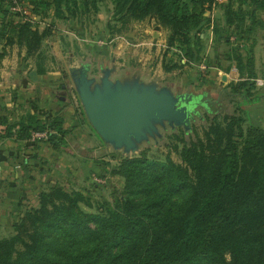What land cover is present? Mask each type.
<instances>
[{
    "label": "trees",
    "instance_id": "16d2710c",
    "mask_svg": "<svg viewBox=\"0 0 264 264\" xmlns=\"http://www.w3.org/2000/svg\"><path fill=\"white\" fill-rule=\"evenodd\" d=\"M103 1L43 0L39 8L69 20ZM110 1V22L123 27L117 33L130 32L133 22L154 20L168 31L169 49L188 62L203 63L201 31L216 0ZM235 5L238 21L232 18ZM223 6L227 25H242L249 18V32L257 13L264 15V0H227ZM18 23L3 24L0 38L25 49V59L41 57L46 33L32 23ZM234 59L242 81L229 86L236 95L232 102L240 96L244 105L264 102V93L253 92L252 52L247 64L240 55ZM39 64L37 74L46 75ZM235 111L221 122L213 119L202 138L196 134L187 141L184 131L170 136L180 164L170 157L151 159L147 150L122 156L115 174L124 186L113 203L95 208L83 193L60 187L41 192L37 207L26 210L13 224L12 235L0 241V264H264V130L254 123L244 129V119ZM242 112L252 122L250 113ZM0 124L5 127L0 140L13 136L15 129L19 141L33 133L63 141L70 133L60 117L50 124L30 115L13 125L0 118Z\"/></svg>",
    "mask_w": 264,
    "mask_h": 264
},
{
    "label": "rangeland",
    "instance_id": "374dc122",
    "mask_svg": "<svg viewBox=\"0 0 264 264\" xmlns=\"http://www.w3.org/2000/svg\"><path fill=\"white\" fill-rule=\"evenodd\" d=\"M41 1L43 0H27L37 17L35 19L29 15V18H33L32 26L46 33L41 57L28 61L30 62L28 66L32 65L34 79L29 78L30 84L23 93H19L17 84L15 88L12 86L14 89L11 86L0 88L2 96L12 98L8 99V102L13 103V106L19 104L17 103L19 96H22L23 100L20 103L21 107L14 110V107L6 105L3 97L0 100V118H8L9 124L13 125L30 115H36L50 124L56 117H60L63 119V127L70 130V133L63 141H60L59 137L53 141L47 138L33 140L32 136L30 139L19 141L15 129L12 131L13 136L0 140V241L12 235L13 224L19 221L26 210L37 207L41 192H48L53 187L63 188L68 193L80 192L87 196L89 203L96 208L101 203H113L124 186L123 179L115 174L123 155L118 152H105L103 141L85 116L67 65L68 63L75 65L81 58L85 64L93 63L96 72L97 63L100 61L110 65L112 60H115L121 64L115 51L121 45V36L124 37L123 35L127 33H117L123 28L122 24L110 22L113 9L110 0L98 3L97 8L91 5L88 13L69 20L56 19L52 12L44 13L39 8ZM216 1L218 5L206 14L210 21L201 31L204 41L203 64L198 66L188 62V59L183 58L175 48L169 49L165 45L159 53L156 52L157 47L150 50L149 62L154 68L149 75L144 73L142 68H138L145 76H157L160 82H169L178 88L182 84L188 86L190 83L193 85L197 83L195 89L201 91L202 85H212L211 98H215L216 89L218 92V88L222 89V86L228 87L242 81L239 76V81L229 79V82L224 80L222 83L219 75L215 77L213 74L215 67L217 65L221 67L223 73L225 70L235 68L236 70L232 71L236 74L238 73L237 62L234 59L236 54L242 56L243 64H247L248 56L252 52L256 73V79L252 81L253 92L264 93V47L261 45L264 36L263 13H257L255 29L249 32L246 26L253 24L249 18H245L242 25H238V22L232 26L227 25L225 9L222 7L227 0ZM238 10V6L235 5L233 10L235 15L232 18L236 21ZM15 20L12 19L9 25L13 27L18 25ZM148 21L150 28L157 25L154 20L155 25L151 24L150 19ZM109 22L111 30L108 28ZM137 25L139 22L132 23V32L138 29ZM163 30V38L167 44L168 31ZM233 38L235 40H232ZM184 59L186 63L183 65L181 60ZM37 64L42 65L48 73L38 75ZM175 65H177L173 70L175 72L169 74L170 76L166 74L168 73L166 69ZM123 69L131 71L124 67ZM154 71H162V77L153 75ZM38 76H41V79ZM218 82L219 87L215 89ZM196 90L195 92L199 93ZM242 102L243 97H237L234 103L227 105L226 111L218 113L217 121L221 122L225 115H233L237 109L238 114L244 119V129L254 123L264 130V102L253 106L244 105ZM209 105L211 106V103ZM242 110L250 113L252 122L246 118ZM208 124L207 122L203 126L196 125L195 134L188 133L190 137L186 140H190L196 134L202 138ZM4 129L5 127L0 124V130ZM173 145H176L175 140L169 141L168 134H165L159 145L151 144L143 149L147 150V156L151 159L164 161L166 157H170L175 163L180 164L181 158L172 148ZM181 148L182 145H179V151Z\"/></svg>",
    "mask_w": 264,
    "mask_h": 264
},
{
    "label": "water",
    "instance_id": "95a60500",
    "mask_svg": "<svg viewBox=\"0 0 264 264\" xmlns=\"http://www.w3.org/2000/svg\"><path fill=\"white\" fill-rule=\"evenodd\" d=\"M67 66L85 116L106 153L138 155L147 145H159L165 134L178 129L188 133L199 116L197 105L210 108L195 90L191 96L190 90L184 93L157 76L147 77L140 68L127 72L115 60L98 75H92L91 65L81 58Z\"/></svg>",
    "mask_w": 264,
    "mask_h": 264
},
{
    "label": "crops",
    "instance_id": "0c3cea01",
    "mask_svg": "<svg viewBox=\"0 0 264 264\" xmlns=\"http://www.w3.org/2000/svg\"><path fill=\"white\" fill-rule=\"evenodd\" d=\"M21 1L27 13L32 15L35 19H37L35 15L36 13L34 12L31 4L27 3V0H21ZM12 17L13 16L8 15L4 2H1L0 0V24H9V22L12 19L14 20L16 19L15 21L18 22L17 18L15 17L12 18ZM151 22L152 25H155V22L153 20H151ZM149 24L150 22L148 20L139 22V25H137L138 27L137 30H135L134 32L131 31L127 34H124L123 35L124 37L121 36L122 38L121 45L118 46L115 51V55L118 58V61L121 62L122 67L127 68L129 70H134L140 67L143 69L144 73H147L148 75L150 72H152L151 70H153L154 68L153 66H151L152 63L149 62V59L151 58L149 54L150 50L153 47H157L156 52L159 53L162 47H165V45L166 47H168L167 44L165 43V39L163 38L162 32L164 30L162 29V27L156 25L155 27L150 28L148 27ZM262 40L263 42L261 43V45L264 47V36H262ZM2 53H4V56L0 59V88L2 86L5 87L13 86L15 88L16 86L15 84H17L19 93L25 92L27 85L30 84V79L33 80L34 79L33 75H35L33 70H31L32 65L28 66V64H30V62L28 61L31 59H25V55H26L25 49L20 48L17 44L12 46L6 45V40L0 38V55ZM181 62L183 65L186 63L185 59L181 60ZM214 70L215 72L213 74L215 75V77L219 75V79L222 81V83L224 80L228 81L229 79L235 82L239 81L238 80L239 72L234 74L232 71V70H236L235 68H231L229 71L225 70L223 73V69L217 65ZM174 72L175 71H172L166 74L172 75ZM161 73L162 71L160 72L154 71L153 75H158L159 77H162ZM38 77L41 79V76ZM226 86H222V87L225 88ZM5 87L3 88L6 89ZM218 87H219V82L215 84V89ZM2 95L3 94L0 92V100H2V98L4 97L7 106H11V108L14 107V110L15 108L21 107L20 103L23 102L22 96H19L17 101V103H19L18 104L19 106L18 105L13 106V103L8 102V99L12 100V98L11 97L7 98L8 96L5 95L2 96Z\"/></svg>",
    "mask_w": 264,
    "mask_h": 264
},
{
    "label": "flooded vegetation",
    "instance_id": "af4514ba",
    "mask_svg": "<svg viewBox=\"0 0 264 264\" xmlns=\"http://www.w3.org/2000/svg\"><path fill=\"white\" fill-rule=\"evenodd\" d=\"M112 63V62H111ZM110 65L106 64V62H98L97 66H96V72H94V67L92 66L93 63L88 62V64H91V74L92 75H98L101 70L103 68H108ZM123 68V67H122ZM197 83L196 85H193L192 83H190L188 86L187 85H183L180 86L179 88H183L184 89V93H187L188 90H190V95L192 96V94H194V89L197 88ZM201 91H196L199 92L201 94V96L204 99V103L210 104L211 106L208 109L204 108L202 105H197V111L199 112V116H195V121L192 122V129L188 132V133H194L195 131V126L196 125H206L207 122L210 123L213 119H216L219 115V112H222L223 110L226 111L227 109V105L232 103V100L234 99L232 96H236L235 94L232 93L230 87L226 86V88H218V92L217 89L215 90V98H211L213 97V87L212 85H207V86H203L200 87ZM210 101V103H209ZM224 114V113H223ZM180 131L183 132V129H178L175 133H171L170 135H168V138L170 136H172L173 134L179 133ZM188 133H185L186 138L190 137Z\"/></svg>",
    "mask_w": 264,
    "mask_h": 264
},
{
    "label": "built area",
    "instance_id": "2783aa9c",
    "mask_svg": "<svg viewBox=\"0 0 264 264\" xmlns=\"http://www.w3.org/2000/svg\"><path fill=\"white\" fill-rule=\"evenodd\" d=\"M3 2L6 6V10L8 14L17 18L18 22L33 23V18L31 17L29 18L30 14H28L26 9L23 7L21 0H3ZM232 40H235V38H233ZM32 138L33 140L47 138V134L46 133H33Z\"/></svg>",
    "mask_w": 264,
    "mask_h": 264
}]
</instances>
